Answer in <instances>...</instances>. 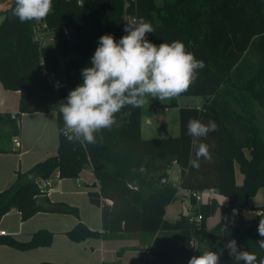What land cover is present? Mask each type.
I'll list each match as a JSON object with an SVG mask.
<instances>
[{
    "label": "trees",
    "instance_id": "trees-1",
    "mask_svg": "<svg viewBox=\"0 0 264 264\" xmlns=\"http://www.w3.org/2000/svg\"><path fill=\"white\" fill-rule=\"evenodd\" d=\"M155 2L52 0V11L39 21L47 22L53 31L55 43L47 45L35 37L37 21L21 23L12 15L15 0L2 12L0 81L5 89L20 91L22 114L57 113L60 142L57 154L38 161L26 171H17L13 184L0 191V222L12 209L18 210L23 219L45 211L37 205V196L43 193L40 183L55 171L61 178H79L91 166L96 178L91 186L98 189L90 190L88 196L101 208L102 231L79 221L67 232L71 240L153 236L161 230H174L181 237L182 264H188L193 255L203 254V244L216 236L236 240L244 251L257 255L259 264L264 258V250L257 243L262 239L257 231L259 222L250 226L238 216L235 225H225V216L234 209L247 207L249 199L260 189L264 194V121L260 122L259 109L264 103V0H177V3L164 0L157 5L159 14ZM140 17L155 29L148 35L149 41L159 45L180 40L186 51L204 61L205 67L199 70L196 82L182 94L203 97L204 102L200 107L181 108L178 136L143 138L142 107H126L116 116L123 121L122 127L102 130L97 135V144L69 143L60 132L64 122L56 107L70 90L82 84L81 70L91 67L99 38L111 34L118 41L126 35L123 29L128 20ZM64 26L70 30V37L64 34ZM41 63L48 73L61 79L60 86L55 88L49 83L41 72ZM190 118L204 124L214 120L217 125L216 131L203 141L212 146L211 159H201L199 169L188 163L195 158L196 151L186 135ZM19 134L20 126L15 124L12 114L0 113V152L12 149L3 145L5 138L10 140ZM99 135L103 136L102 142ZM245 149L250 150V157ZM175 162L181 170L179 186L167 179ZM236 164L244 175L242 184L236 181ZM180 189L191 193L195 209L191 215L182 214L170 221L166 210L178 198ZM205 189H214L228 199L227 205L221 206V220L208 234L206 220L220 205L216 199L203 203L192 195ZM59 204L65 208L59 212L79 214L78 207ZM261 209L264 219V203ZM200 214L201 221H191ZM53 240V232L40 229L26 241L0 236V245L31 249L49 246ZM220 262L237 264L226 250Z\"/></svg>",
    "mask_w": 264,
    "mask_h": 264
},
{
    "label": "clouds",
    "instance_id": "clouds-1",
    "mask_svg": "<svg viewBox=\"0 0 264 264\" xmlns=\"http://www.w3.org/2000/svg\"><path fill=\"white\" fill-rule=\"evenodd\" d=\"M52 8V0H15L12 15L21 23L39 22ZM123 31L126 35L118 41L111 34L99 38L91 67L81 70L82 84L70 90L56 107L64 122L60 132L69 143L97 144V135L102 130L122 127L123 121L116 118L122 109L142 107L149 95L161 102L179 97L196 82L199 70L205 67L204 61L186 51L180 40L159 45L149 41L147 37L155 29L143 17L125 24ZM216 129L214 120L207 124L196 118L188 120L186 135L196 146L195 158L188 162L191 168L199 169L201 159H211L212 146L203 141ZM99 140L103 141L102 135ZM257 231L262 238L257 243L264 250V219L259 221ZM224 250L237 264L257 262L255 253L241 250L236 240H229L219 252L204 251L191 256L188 264H219ZM259 264H264V258Z\"/></svg>",
    "mask_w": 264,
    "mask_h": 264
},
{
    "label": "rangeland",
    "instance_id": "rangeland-1",
    "mask_svg": "<svg viewBox=\"0 0 264 264\" xmlns=\"http://www.w3.org/2000/svg\"><path fill=\"white\" fill-rule=\"evenodd\" d=\"M13 1L14 0H6L4 5H11ZM167 1L177 3V0ZM163 3L164 0H156L155 5L157 6L158 4L161 5ZM157 7L156 9L159 14L160 8L159 6ZM3 18V13H0V23ZM134 20V18H130L128 20V23H132ZM42 36L43 39L40 41L42 45L55 43V37L51 29L46 30ZM40 69L41 72H43V74L47 76V79L52 86L57 88L62 84L61 79L57 78L54 73H48L43 63L40 64ZM1 90L3 91L4 88L2 87ZM17 97H19V95H17ZM178 99L180 100V102H178ZM185 99L189 101H185ZM146 101L147 102L143 105L142 136L145 139H150L154 137L163 138L178 135L180 132V114L178 110L174 108V105L179 104L182 106H196V104L200 102L201 99L200 97L180 95L179 97L165 100L162 102L163 104H160L161 101H159L158 99H154L149 95L146 96ZM155 103L159 105V109L157 111L158 120L153 121V123L150 125L148 123V120L150 118L155 120V113L153 112L154 110H157L154 108ZM10 107L12 111H15L11 114L12 116L13 114L16 115L15 118H12L14 119L15 124L20 126V136L14 135L12 137L13 139L7 140L8 138H5V140H3V145L6 144V146L12 147V149L8 152H0V190L2 191L9 188L13 184L16 178V170L26 171L32 165L37 163L38 160L41 161L46 159L47 156L49 157L51 155L57 154L60 142L58 116L55 111H51L54 113L35 111L22 114L18 107V99H15V101H11ZM166 107L168 109H165ZM170 109V112L167 111ZM259 109L261 117L260 122H263L264 103ZM14 137H21V143L23 144L21 149L15 144ZM245 153L250 157L249 149H245ZM90 174H92L90 171H85L84 176H81L79 178V181H81V185H83L82 189H78L77 187V178H60L55 180V172L48 178L49 182L51 181L53 185H50L51 183H49V185L47 186L46 181H42L40 183V188L43 192L40 195L45 194V189L48 191H52V193H54L52 199L59 200V202L61 203H67L71 206L78 207V215L69 212L38 211L31 217L23 219L21 214H19L17 210H11L5 215L0 222V227L6 229L13 238L25 241L29 237V233H34L36 231H39L40 229H47L54 233L56 242L55 244H53V247L38 246L31 249H17L9 245H2V247L0 248V264H35L34 262L54 261L56 259H61L63 255L68 254H71L73 257H75L77 247L74 244L75 242L79 241L71 240L68 237L67 232L71 230L79 221L88 224V227L93 230L96 229L92 228V226L98 228L102 226L101 208L91 202L87 192H83V190L87 189H97L96 187H92L91 185L84 183L85 181H87V183L91 182L90 184L93 183L94 177H91ZM235 177L237 183L243 182L244 175L241 173L239 165L236 166ZM174 183L178 185V182L176 180H174ZM181 197L183 199H180L176 202L178 209H182V207L184 206L182 205V202L185 201V204L189 206L188 211L190 213H193L195 205L192 204L191 198L183 194H181ZM217 202L220 205V208H218L213 215L207 218L205 226L206 234H208L209 231L219 223L222 217V205L220 203L222 202V200L218 199ZM256 202L257 201H254V203ZM239 211L241 212L240 217L243 218L245 223L249 224L250 226L256 225V223L261 220V206L253 207V205L251 206L250 201L247 207ZM238 219L240 218L234 217L231 213L227 212L225 216V225H235ZM167 231L169 232L168 241L169 245L171 246V256L170 259L162 261L161 264H182L180 234L178 231L174 230ZM214 238L215 239L213 241L203 244V248L205 251L219 252L224 248V245L229 240H233H222L219 236H216ZM94 240L99 241L98 239H92V241ZM98 243L100 244V242ZM176 244L178 245L177 247ZM239 246L241 250H244V247L242 245ZM97 247V252L95 251L94 256L98 257V259L97 261H93V264H100L101 247ZM226 252L228 254L227 250ZM220 263L221 262L219 260V264Z\"/></svg>",
    "mask_w": 264,
    "mask_h": 264
},
{
    "label": "crops",
    "instance_id": "crops-1",
    "mask_svg": "<svg viewBox=\"0 0 264 264\" xmlns=\"http://www.w3.org/2000/svg\"><path fill=\"white\" fill-rule=\"evenodd\" d=\"M5 2H6V0H0V13H2L3 11H5L6 9H8L10 7L9 4L4 5ZM2 21H1V23H2ZM1 85H2V83H1ZM1 85H0V90L3 87V85L2 86ZM17 95H19V97H17ZM192 97H195V96H192ZM15 99L16 100L18 99V107H19L20 91L7 90L5 88L3 91L1 90L0 91V113H8V112L13 113V112H15V111H12L11 107H10L11 101H13V100L15 101ZM200 99H201V101L196 104L197 107H200L201 104L204 102L203 97H200ZM185 101H189V100L185 99ZM178 102H180L179 99H178ZM160 104H163V103L160 102ZM186 106H194V105H186ZM183 107H185V106H182L179 104L174 105V108L176 110H178L179 114H180L181 108H183ZM154 108L157 109L156 111L155 110L153 111L155 113V117H154L155 120L150 118L148 120V123L150 125L153 123V121L158 120V116H157L158 112L157 111L159 109V105L155 103ZM165 109H168V108L166 107ZM167 111L170 112L171 109L167 110ZM50 113H54V112H50ZM21 126H22V124H21ZM142 131H143V106H142L141 133H142ZM179 134H180V132H179ZM178 135H176V136H178ZM19 136H20V134H19ZM171 137H174V136H171ZM19 140H20L19 147L21 149L23 146V144L21 143V137L19 138ZM17 171H19V170H16L15 174ZM85 171H90L92 173L90 175H91V177L92 176L94 177V181H93V183H94L96 181V178H95L93 167L88 166L81 173L80 177L84 176ZM180 173H181L180 167L176 163H174L172 168L169 170V177L167 178L168 181L175 184L174 180H176L178 182V185H176V184L175 185L179 186ZM55 174H56V176H54L55 180L61 178L59 176L58 171H55ZM79 178H77L76 184H77L78 189H82L83 185H81V181H79ZM49 183H51V181L49 182V180L48 181L46 180L47 186L49 185ZM84 183L91 185L90 184L91 182L87 183V181H85ZM242 183H238V184H242ZM50 185H53V184L51 183ZM0 191H2V190H0ZM89 191H90L89 189L83 190L84 193L85 192L88 193ZM77 192H79V191H77ZM44 193L49 197V199L50 198L52 199V196L54 194V193H52V191H48L46 189L44 190ZM181 194L186 195L187 197L191 198L188 191L180 189L178 198L174 202H172L170 205H168L167 210H166V218L170 221L177 220L180 217V215H182V214H184V215L192 214L188 211L189 206H187L185 204V201H183V202L181 201L182 205H184V206L182 207V209H178L176 202L180 199H183L181 197ZM200 194L203 196V199L200 202H203V203L210 202L212 199H216V200L221 199L222 202H220V203L222 206L227 205V203H228V199L225 196L219 194L216 190H214V192L210 193V194L205 193V192H201ZM52 200H53V202L60 203L59 200H54V199H52ZM184 200H185V198H184ZM249 201L251 203V206L253 205V207L254 206H259V207L262 206L264 203L263 189H260L258 191L257 195L254 197H251ZM254 201H257V202L254 203ZM190 207H192V206H190ZM12 210H16V209H12ZM48 212H58V211H48ZM19 214H20V212H19ZM86 225L88 226V224H86ZM211 227H213V226H211ZM92 228H95L96 230L102 231V226L99 228L92 226ZM1 229H3V228H1ZM4 230H6V229H4ZM168 233L169 232L167 230H161V231L155 233L153 236H146L145 234H135L133 236L126 237V238H106V237H104V238H89V239H86L84 241L75 242L74 245L77 247L75 257H73L71 254H68V255H63L61 257V259H56L54 261H47V262H52L55 264H64V263L93 264V261H97V259H98V257H96L94 255H95V251L97 252V248H98L97 246H100L101 247L100 264H161L162 261H166V260L170 259V256H171V246L169 245V241H168V237H169ZM32 234L33 233H29V237L26 240H29L31 238ZM8 236H11V234H9V232H8ZM92 239H98L99 241H97V240L92 241ZM55 242H56V237L54 236V240L52 242V245L47 246V247H53L54 246L53 244H55ZM98 242H100V244ZM180 244H181V238H180ZM177 246L178 245L176 244V247ZM1 247H2V245H0V248ZM47 247H44V248H47ZM95 248H96V250H95ZM40 262H44V261H39V262H34V263L36 264V263H40Z\"/></svg>",
    "mask_w": 264,
    "mask_h": 264
},
{
    "label": "built area",
    "instance_id": "built-area-1",
    "mask_svg": "<svg viewBox=\"0 0 264 264\" xmlns=\"http://www.w3.org/2000/svg\"><path fill=\"white\" fill-rule=\"evenodd\" d=\"M80 3H81V1H80ZM46 30H50V28H49V26H48V24H47V22H42V23H40V22H38L35 26H34V32H35V37H36V39H38V40H42L43 39V33L46 31ZM63 30H64V34L66 35V36H68V37H70V30L66 27V26H64L63 27ZM12 117H16V115L15 114H13V116ZM15 144L17 145V146H19L20 145V140H19V138H15ZM176 163V162H175ZM46 181V180H45ZM201 192H205V193H213L214 192V189H205L204 191H200V192H194L192 195L193 196H195L196 198H197V200L198 201H201L202 199H203V196L200 194ZM189 195L191 196V193L189 192ZM212 196V195H211ZM191 215V214H190ZM232 215L234 216V217H238V216H240L241 215V212L239 211V210H237V209H234V210H232ZM193 220H197V221H201L202 220V215L200 214V215H198V217H196V218H191V221H193ZM6 235H8V232L6 231V230H4V229H1L0 228V236H6Z\"/></svg>",
    "mask_w": 264,
    "mask_h": 264
},
{
    "label": "water",
    "instance_id": "water-1",
    "mask_svg": "<svg viewBox=\"0 0 264 264\" xmlns=\"http://www.w3.org/2000/svg\"><path fill=\"white\" fill-rule=\"evenodd\" d=\"M37 205L44 209L45 211H64V206L53 202L49 199V197L46 194L38 195L37 196Z\"/></svg>",
    "mask_w": 264,
    "mask_h": 264
}]
</instances>
